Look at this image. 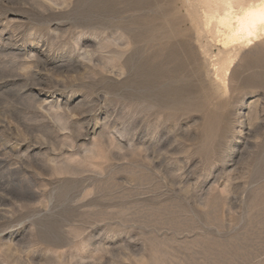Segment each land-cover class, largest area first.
I'll return each instance as SVG.
<instances>
[{
  "label": "rangeland",
  "instance_id": "obj_1",
  "mask_svg": "<svg viewBox=\"0 0 264 264\" xmlns=\"http://www.w3.org/2000/svg\"><path fill=\"white\" fill-rule=\"evenodd\" d=\"M184 2L0 0V264H264V37Z\"/></svg>",
  "mask_w": 264,
  "mask_h": 264
},
{
  "label": "bare ground",
  "instance_id": "obj_2",
  "mask_svg": "<svg viewBox=\"0 0 264 264\" xmlns=\"http://www.w3.org/2000/svg\"><path fill=\"white\" fill-rule=\"evenodd\" d=\"M168 4H170V3H168ZM160 5H162V4H160ZM154 6L155 7L159 6V4L158 5L156 4ZM161 8H162V6H161ZM167 8H168V10L170 8L173 11L176 10L175 4L170 5ZM183 8H185L186 11H188V12L200 15V20L202 23L203 30L208 37L207 39H209V41H212V43H214L215 45L221 46L224 50L231 49L234 47L235 48L236 47H238V48L246 47V46L252 45L253 43L257 42L259 39L264 37V0H185V2L183 3ZM168 10H167V12H168ZM155 11H156V9H155ZM173 11H171V12H173ZM159 12H161V10ZM162 12H163V10H162ZM163 14H164V12H163ZM169 14L170 13L168 12V15ZM164 15H166V13ZM191 15H193V14H191ZM167 17H169L171 20L170 16H167ZM172 18H174V17H172ZM157 20H159V18L158 19L156 18V22H157ZM167 20H169V19H167ZM179 20L181 22L183 21V20H181V18ZM176 21L177 20H175V22ZM171 22L172 21H170L169 23H171ZM177 22H179V21H177ZM179 23H177V25ZM162 24H161V26L163 27ZM181 24H179V25H181ZM172 25L173 24H170V26H172ZM166 26H168V23ZM169 29H171V28H169ZM171 31H172V29H171ZM165 32H166V30H165ZM165 32H163V33H165ZM166 34H164V35L166 36ZM158 35H159V33H158ZM170 35H171V33H170ZM170 35H168V36H170ZM173 35H174V29H173ZM172 36H170V38H173ZM168 38H165V39H168ZM169 39L166 41L169 42ZM202 39H201V41H202ZM162 46H163V44H162ZM169 46H171V45L169 44ZM173 48H175V47H173ZM226 52H227V50H226ZM227 53H225V54H227ZM230 53H231V51H230ZM169 55H170V52H169ZM173 57H175V56H172L171 58H173Z\"/></svg>",
  "mask_w": 264,
  "mask_h": 264
}]
</instances>
